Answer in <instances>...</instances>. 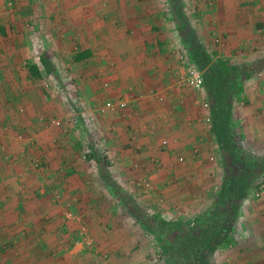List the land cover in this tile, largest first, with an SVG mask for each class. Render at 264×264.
<instances>
[{"label": "crops", "instance_id": "0c3cea01", "mask_svg": "<svg viewBox=\"0 0 264 264\" xmlns=\"http://www.w3.org/2000/svg\"><path fill=\"white\" fill-rule=\"evenodd\" d=\"M52 1L46 0L47 3ZM55 1L59 5L53 6V11L49 12V8L45 10V18L81 21L74 30H61L66 36H58L51 48L47 43H51L53 30H0V108L5 107V99L14 105L12 108L28 102L22 118L31 117V121L26 123L19 121L21 125L13 133L9 129L6 135L10 138L0 139L7 151L0 156L8 162L14 161L16 156L21 157L19 171L27 167L28 171H33L26 158L33 161H36L35 158L41 159L50 168L47 166L48 171L44 174L35 172L33 175H21L15 172L18 175L14 178L24 187L26 194L25 197L18 195L23 201L18 203L21 210H28L31 206L50 208L46 199L39 198L55 190L63 195L65 201L69 196L81 199L80 196L88 192L100 193L101 188L107 189L112 184L108 182L112 178L108 167L100 169V175L92 171L103 164L98 147L108 149V153L113 154L109 161L118 165L116 177L123 179L137 178V175L132 177L129 174V168L134 165L145 167L153 180L156 177L158 180L163 177H171L174 181L193 180L200 177V171L205 174L203 166L211 169L212 163H208L207 159L218 156L214 141L204 137L209 134L207 127L211 125H206L202 115L195 116L192 111H187L186 107L193 108L199 103L196 100L197 92L195 97L192 95L194 101L191 102V98L180 91L185 78L180 64L181 50L190 49L188 43L202 47L213 61L225 62L231 72L240 76L238 81L243 92L238 97L233 96L232 100L235 120L238 116L236 107H243L246 101L249 103L244 110L250 122L254 119L257 122L260 117L264 120V0ZM34 2L29 0L26 5L28 18L34 14L32 9L36 11L35 5H32L33 8L29 5ZM185 20L187 26L182 25ZM35 35L43 37V44H47L43 48L45 58L56 67H64L62 56L64 52H69V56H64L70 58L65 67L74 69L79 91H63V96H60L65 101L59 102L60 108L69 106V109L64 107L66 114L75 112L83 115L79 103L86 104L91 111L94 107L97 112L107 99L124 100L127 108L122 112L97 116L91 131L85 130V125L72 130L69 124L65 133L55 129L42 130L38 118L33 115L41 110L44 114L52 113L51 99L46 100L45 96L33 94L32 91L21 92L24 80L34 84L40 72V63L31 56ZM54 49L57 52L50 55L48 51ZM5 82L15 84L11 89L13 93L3 91ZM69 99H75V102ZM21 132L30 134L32 144L16 140L15 136ZM80 132L90 133L86 137L92 138L87 162L78 158V149L84 147ZM94 139L96 142H93ZM163 140L167 141L166 147L161 146ZM56 141L57 146L54 145ZM181 151L185 155L186 166L183 168L175 161V155ZM23 162L28 165H23ZM3 168L1 165L0 181L5 182L7 176ZM206 173L205 177L209 178L211 175ZM157 183L161 186L160 181ZM33 191L40 196L30 202ZM90 225L97 232L92 222Z\"/></svg>", "mask_w": 264, "mask_h": 264}, {"label": "rangeland", "instance_id": "374dc122", "mask_svg": "<svg viewBox=\"0 0 264 264\" xmlns=\"http://www.w3.org/2000/svg\"><path fill=\"white\" fill-rule=\"evenodd\" d=\"M28 1L0 0V30H53L51 43L46 44L49 47L61 34L66 36L61 30H74L77 23L81 21L59 19L58 17L45 18V10L49 8V12L53 11V6L59 5L55 3V0L52 3H47L46 0H32V2L35 1V4L29 5L31 8L35 5L36 11L32 9L34 14L28 18L29 9H26ZM182 23V25H188L187 20ZM41 38L43 39L40 35H35L32 42L35 46L32 49L33 55H31L36 62L40 63V72L34 79V84H30L27 79L24 80V88L21 92L32 91L33 94L45 96L46 100L51 99L49 102L53 106L52 113L44 114L41 110L33 115L38 118V125L42 130L55 129L65 133L66 125L69 124V128L72 130L85 125L84 129L91 131L92 125L97 122V116L101 117L107 112L113 113L104 110L105 104L108 102L112 104L126 103L120 99L117 101L107 99L97 112L94 107L91 111L86 104L79 103L78 106L83 115H78L75 112L66 114L64 107L67 105L63 108L58 105L60 101H64L60 96H63V91L72 93L79 91L78 83H75L77 76L74 69L65 67V64L70 61L69 57L65 58L67 55L69 56L68 51L64 52L62 56L64 67H56L47 61L48 58H45L46 52L43 49L46 45L43 44L44 40ZM3 43L8 44L7 41H3ZM64 45L68 44L64 43ZM188 47L190 49L183 48L181 50V57H187L189 64L195 67L203 78L201 70L191 61L189 52L192 46ZM48 52L51 55L57 51L54 49V51ZM180 64L186 74V66ZM183 85L180 87V91L186 97H190L193 102L192 95L195 97L196 91ZM14 86V83L5 82L3 91L13 93L11 89H14ZM197 94L196 100L200 104L193 105V108L186 107L187 111H192L191 113H195V116L202 115L204 122L209 117L210 122H206V125L209 126L212 122L210 106L208 109H204L202 106L203 102L210 104V95H208L205 84L203 92ZM256 98L257 101L260 100L258 95ZM69 100L75 102V99ZM34 101L36 102L37 99L34 98ZM247 103L249 101L244 102L243 107H236L238 110L236 122L239 146L244 155L250 153L249 156L264 157V120H261L260 117L257 122L255 119L250 122L246 109L244 110ZM3 104L5 107L0 108V139L10 138L6 134L9 129L12 133L18 130L16 127L21 125L19 121L25 123L31 121L29 115L22 118V115L26 114L25 108L28 102H25V105H18L16 108H12L14 105L10 104V100H3ZM74 106L76 107V103ZM126 108L127 103L125 108L114 112H122ZM21 118L22 120H20ZM57 122L58 125L55 124ZM1 131L5 134H1ZM84 132L78 133L84 139V147L78 149L79 155H77L79 160L87 162L88 154H91L92 138L86 137L90 133L87 135ZM29 135H24L21 132L15 137L20 143L32 144ZM204 137L206 140L209 137L208 140L213 142L210 134H205ZM164 141L161 146L166 147L167 141L163 145ZM93 142L96 140L94 139ZM57 143L56 141L54 145L57 146ZM208 144L211 145L210 142ZM4 147V144L0 142V154L6 151V147ZM55 149L57 148L55 147ZM135 149L138 150L136 147ZM98 150L103 164L97 165L96 169L94 168L95 170L92 171L99 174L100 169L108 167L112 177L108 179V182L112 184L107 189L101 188L100 193L91 189L94 193L88 192L82 197L80 196L81 199H73L72 196H69V199L65 201L63 195L55 190L54 183L53 190L55 191L49 194L50 196L44 194L40 196L33 191L29 201L40 196L39 199L44 198L49 203L50 208L46 209L29 206L30 209L21 210L18 203L23 201L19 196H26L25 189L14 177L18 175L15 172L21 175H33L35 172L44 174L48 171L47 166L49 168V165L33 156L36 161L26 158L33 171H28V167L24 171H19L21 157L16 156L14 161L12 159L8 162L5 157L0 156V167L4 166L5 177L7 176L5 182L0 181V264H167L166 260L171 261L170 264H185L176 248L180 246L179 236L187 233L216 234L217 228L222 225L227 226L230 230L229 235L232 238V243L222 242L213 251L210 264H264V164L252 168L246 167V164L243 165V177L248 179L251 188L238 205L237 213H235L230 200L218 201L220 187L226 172L222 166L219 152L217 157L211 156L207 159L208 163H212L211 169L203 166L205 174L208 172L211 175L209 178L205 177L203 171H200L199 178L174 181L171 177H163L160 180L158 177L154 180L150 179V172L145 167L138 166L139 169L136 171L135 165L129 168V174L132 177L139 176L136 180L116 177L118 165L109 161L110 155L113 154L108 153V149L102 147H98ZM196 150L197 153H200L198 149ZM34 151L35 149H33ZM22 155L25 157L24 153ZM175 156L176 159L182 157L183 162L175 160L181 168L186 166L184 165L183 151ZM252 162H250L251 165H253ZM25 164L28 165L27 162H23V165ZM102 165L104 166L102 167ZM142 177L148 179L149 189L137 185ZM158 181L161 186L157 183ZM78 203L79 206L76 207ZM95 207L96 209H94ZM156 216L167 224L161 226L155 220ZM90 222L95 226L97 232L94 231ZM171 243L174 246L173 249L170 247ZM197 253L201 256L205 254L203 245L197 248ZM188 264L200 263L196 257Z\"/></svg>", "mask_w": 264, "mask_h": 264}, {"label": "trees", "instance_id": "16d2710c", "mask_svg": "<svg viewBox=\"0 0 264 264\" xmlns=\"http://www.w3.org/2000/svg\"><path fill=\"white\" fill-rule=\"evenodd\" d=\"M189 45L188 43L187 46ZM189 54L191 61L201 70L204 84L208 89V95H210L209 106L212 122L209 134L217 146L222 166L226 170L218 201L230 200L234 207L233 210L237 213L238 205L244 200L251 188L248 179L243 177V165L246 164V167L252 168L264 164V157L249 156L250 153L244 155L242 148L239 146L238 125L233 117L232 100L233 96L238 97L242 93V87L238 81L240 76H236L235 73L231 72L232 70L227 67L225 62L213 61L202 47L192 46ZM79 58L82 57L79 56ZM155 220L161 226L167 224L157 216ZM229 232L228 227L222 225L217 228L216 234L212 235L210 233L205 235L187 233L179 236L180 246L176 248L185 264L196 257L200 264H210L213 251L222 242L232 243ZM201 245L204 247L205 254L203 256L197 253V248ZM170 247L171 249L174 248L172 243ZM166 261L167 264L172 263L169 260Z\"/></svg>", "mask_w": 264, "mask_h": 264}, {"label": "built area", "instance_id": "2783aa9c", "mask_svg": "<svg viewBox=\"0 0 264 264\" xmlns=\"http://www.w3.org/2000/svg\"><path fill=\"white\" fill-rule=\"evenodd\" d=\"M180 59H181L182 64L186 66V74H185V78L183 79V84L188 86V87H191L197 93L198 92L202 93L203 89H204V82H203V78H202L201 74L199 73V71L195 67H193L192 65L189 64L187 57L182 56V57H180ZM202 106L204 109H208V107H209L207 102H203ZM125 107H126V103H124V102L115 103V104L108 102L107 104H105L104 110L114 112V111H117L118 109H123ZM205 122H207V123L210 122L209 117H207L205 119ZM55 124L58 125V122ZM165 144H166V141L163 142V145H165ZM177 161L183 162L182 157H178ZM137 169H139L138 166L135 167L136 171H137ZM137 185L139 187L144 188V189H149V187H150V183L146 177L140 178Z\"/></svg>", "mask_w": 264, "mask_h": 264}]
</instances>
